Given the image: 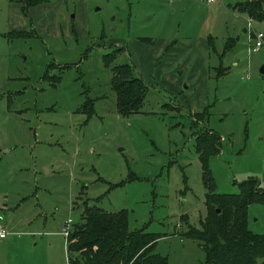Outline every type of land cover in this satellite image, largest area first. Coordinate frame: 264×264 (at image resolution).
I'll use <instances>...</instances> for the list:
<instances>
[{
  "label": "rangeland",
  "instance_id": "374dc122",
  "mask_svg": "<svg viewBox=\"0 0 264 264\" xmlns=\"http://www.w3.org/2000/svg\"><path fill=\"white\" fill-rule=\"evenodd\" d=\"M18 1L0 0V264H68L65 222L85 204L165 235L168 264H201L182 237L206 213L194 131L220 137L217 193L264 191V42L249 50L264 22L233 9L243 0H32L29 23ZM121 64L147 85L128 118L111 88ZM248 229L264 235V204Z\"/></svg>",
  "mask_w": 264,
  "mask_h": 264
},
{
  "label": "trees",
  "instance_id": "16d2710c",
  "mask_svg": "<svg viewBox=\"0 0 264 264\" xmlns=\"http://www.w3.org/2000/svg\"><path fill=\"white\" fill-rule=\"evenodd\" d=\"M18 2L22 5V16L31 23L27 9L35 5V1ZM233 9L255 23L264 22V0H243ZM106 58L108 64L113 60ZM114 71L117 78L112 81L111 88L116 96L117 114L122 118L140 114L147 85L130 64L117 65ZM85 106L89 115L94 114L89 99ZM193 124L196 126L198 122L195 120ZM194 138L205 189L206 213L199 220V228L191 227L187 224L188 218H183L187 230L182 237L196 242L203 251L201 264H259V260L264 259V235L248 229V208L264 204V191L256 180L249 179L238 184L237 193H217L209 161L220 152V137L205 128L194 131ZM81 216L82 223L66 238L70 254L68 264H168L166 258L155 253L157 241L165 235L148 233L144 229L129 231L125 210L110 213L85 204Z\"/></svg>",
  "mask_w": 264,
  "mask_h": 264
},
{
  "label": "built area",
  "instance_id": "2783aa9c",
  "mask_svg": "<svg viewBox=\"0 0 264 264\" xmlns=\"http://www.w3.org/2000/svg\"><path fill=\"white\" fill-rule=\"evenodd\" d=\"M205 2L206 4H215L217 2H223L224 0H200ZM252 21V20H249ZM249 28L250 30H252L251 24H249ZM263 42H264V33L259 32V33H255L254 32V37H253V44L250 46V52L252 53H256L259 51V49L263 46ZM72 225V220L68 219L65 222V229H64V236L67 238L69 233L71 232L70 230V226ZM10 233L8 231L5 230V228L1 225L0 223V239H5Z\"/></svg>",
  "mask_w": 264,
  "mask_h": 264
},
{
  "label": "crops",
  "instance_id": "0c3cea01",
  "mask_svg": "<svg viewBox=\"0 0 264 264\" xmlns=\"http://www.w3.org/2000/svg\"><path fill=\"white\" fill-rule=\"evenodd\" d=\"M207 5H208V4H207ZM211 5H213V4H211ZM211 5H209V6H211ZM244 33H246V30H245ZM172 43L175 44V45H178L177 41H173ZM168 45H169V43H166V44L164 45V48L167 47ZM164 48L161 49V50H164ZM161 50H160V51H161ZM0 221H1V217H0ZM6 238H7V237H6ZM6 238H5V239H6ZM5 239H0V241H1V240H5Z\"/></svg>",
  "mask_w": 264,
  "mask_h": 264
},
{
  "label": "water",
  "instance_id": "95a60500",
  "mask_svg": "<svg viewBox=\"0 0 264 264\" xmlns=\"http://www.w3.org/2000/svg\"><path fill=\"white\" fill-rule=\"evenodd\" d=\"M244 32H245V30H244ZM260 73H261L262 75H264V67H262V68L260 69Z\"/></svg>",
  "mask_w": 264,
  "mask_h": 264
}]
</instances>
